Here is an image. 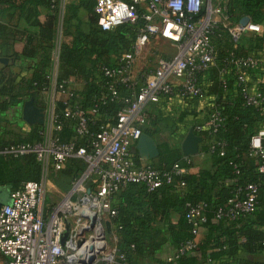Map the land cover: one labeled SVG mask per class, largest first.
<instances>
[{"label": "built area", "instance_id": "built-area-1", "mask_svg": "<svg viewBox=\"0 0 264 264\" xmlns=\"http://www.w3.org/2000/svg\"><path fill=\"white\" fill-rule=\"evenodd\" d=\"M64 4L65 0H61V11ZM94 10L102 29H112L127 21L135 22L139 16L144 23L130 46L115 56L113 64L99 65L102 79L92 105L84 107L78 101H67L71 95H79L73 88L65 86L66 80L58 82L55 73V87L66 92L67 97L59 113L55 102H51L50 114L42 124V140L14 141L1 149L4 154L12 156L35 154L41 165V177L26 180L20 187L8 190L7 200L0 203V264H143L129 260L117 246V225L112 219L116 209L112 196L131 182L142 183L147 190H152L162 182H170L174 174L186 172L178 162L170 169H163L152 163H137L134 159L131 147L144 132L145 105L150 100L169 99L174 95L214 101L201 75L216 59L211 32L220 20L213 14L223 13L218 2L95 0ZM223 17L226 19L227 15L223 13ZM224 24L233 40L245 31L261 33L264 30L261 23L251 19L245 25L239 21ZM154 36L169 40L174 52L159 56L153 70L138 78L136 61ZM229 60L234 64V78L245 103L264 104V92L255 87L248 75L249 70L262 64L263 54L231 56ZM58 61L56 45L52 51V67H57ZM221 71H225V67ZM109 101L121 104L112 119L99 108ZM59 115L72 121L73 134L68 138H62L57 132L62 126ZM224 120L219 103L214 101L206 119L191 127L196 133L204 129L214 132ZM98 121L97 128L92 129L91 126ZM81 137H85L87 146L77 145ZM223 143L210 138L208 152L219 147L218 153L223 154ZM249 145L250 153L258 158L257 170L264 172V127L253 132ZM199 152L202 155L207 153L201 148ZM72 157L81 158L84 169L57 201L46 204L49 171L63 169ZM183 183L180 181L179 185ZM257 193L256 182L240 185L228 199L227 206L217 209L215 217L232 218L239 213H251L257 207ZM205 207V201L187 207L185 217L191 225L193 237L182 242L170 260L196 246L195 236L205 219ZM106 221L110 223L109 231L106 230Z\"/></svg>", "mask_w": 264, "mask_h": 264}, {"label": "trees", "instance_id": "trees-1", "mask_svg": "<svg viewBox=\"0 0 264 264\" xmlns=\"http://www.w3.org/2000/svg\"><path fill=\"white\" fill-rule=\"evenodd\" d=\"M60 1L0 0V13L7 8L18 10L19 16L37 26L34 32L13 29L14 37H23L25 41L21 54L33 58L29 66L32 72L18 81L5 74L0 76V111L31 96L38 103L39 92L49 87L52 51L57 45L60 19L63 30L72 36L68 41L59 43L57 81L66 80V87L70 81H82L81 89H73L79 96L73 94L67 101H78L84 107L92 105L99 93L102 77L99 65L113 64L115 56L130 46L138 28L144 23V19L139 16L135 22L127 21L112 29H102L97 23L95 0L68 1L62 11ZM233 3L241 12L235 19L225 13L230 23L238 22L242 15L247 14L252 21L264 26V0H234ZM80 7L88 11L89 29L82 30L78 21L73 32L69 31L71 21L78 18ZM222 23L216 22L211 32L215 62L200 74L202 80L207 82L208 92L219 103L225 116L223 125L216 131H197L202 136L201 151L207 152L210 157L209 166L202 167L196 173L174 174L170 182H162L152 190H147L142 183L131 182L112 196L116 209L112 219L117 225V246L131 261H139L137 258L141 256L153 258L156 264H264L262 260L240 256L242 252L264 251V172L257 170L258 158L250 153L249 145L253 132L264 127V104L255 106L245 103L234 78V64L229 60L231 56L250 53H261L264 57V30L261 33L245 31L233 40L227 26L222 30ZM5 30L6 24L0 20V38L6 35ZM13 54L18 55L17 52ZM224 67L225 71H221ZM248 75L254 80L255 87L264 92V61L257 68L249 70ZM64 106L63 101H57L56 111L59 113ZM120 106L116 101H109L99 105V108L112 119ZM148 112L145 118L154 124L156 117L151 115L149 109ZM184 114H180L179 119ZM58 117L62 126L57 132L62 138L70 137L73 129L64 124L61 115ZM99 122L91 128H97ZM41 129L42 124H30L25 134L12 132L13 135L9 137L5 135L10 130H0V193L2 189H15L26 180H38L41 177V165L35 154L12 156L1 152L10 142L42 140ZM143 131L151 132L148 126H143ZM210 138L224 142L223 154L218 153L219 147L214 152H208ZM77 145L87 146L85 137H81ZM188 158L179 148L164 144L156 166L170 169L173 163L178 162L187 167L190 165ZM66 165L71 171L72 168H83L85 163L79 157H72ZM180 181L184 182L183 185H179ZM249 181L258 185L256 209L232 218L215 217L217 209L226 207L234 191ZM198 201L206 202L205 219L197 228L198 233L202 234L201 239L193 249L175 260L158 259L155 252L166 242L174 248V254L182 242L193 237L185 212L190 204Z\"/></svg>", "mask_w": 264, "mask_h": 264}, {"label": "crops", "instance_id": "crops-1", "mask_svg": "<svg viewBox=\"0 0 264 264\" xmlns=\"http://www.w3.org/2000/svg\"><path fill=\"white\" fill-rule=\"evenodd\" d=\"M72 1V0H65V2ZM78 18L73 19L71 21V24L69 26V31L74 30L75 25L80 21L79 26L82 30L87 31L89 29V23H88V11L80 7L78 9ZM43 15V14H42ZM0 20L6 24V35L3 36V38H0V55L8 57V61L6 63L0 61V76L2 74H5V76H11L15 78V81H18L22 76H29L32 72V68L29 67L31 61L33 60L32 57L25 56L21 54L22 50L24 49L25 41L24 38H18L14 37L13 29L14 28H20V29H27L28 31L34 32L37 30V26L29 24L23 16H19L18 10L13 11V9L7 8L4 9L0 13ZM72 34L69 32H66L62 28L61 19L59 20L58 26H57V46L59 47V43L61 41H68L71 39ZM14 52H17L18 55L14 56ZM58 66L54 67L51 71V81L50 85L47 89L42 90L38 94V105L43 106L45 109V119L49 116V106L52 101L57 103V101H63L66 99L67 94L64 91L58 90L55 87V73L57 75L58 73ZM251 78V77H250ZM249 78V79H250ZM250 81L254 82V80L251 78ZM69 88L73 89H81L83 87L82 81H70L68 84ZM214 101L210 100H200V99H186L179 95H174L173 97L169 99H161L157 98L154 100H150L145 105V113L148 114V109L151 111V115H155L156 122L149 123L148 120L145 118L144 126H148L151 132H146L149 134L157 144L159 148V154L162 150V146L165 144L160 145L156 137L154 135L155 128L152 126H155L160 115L165 114V111L170 109L171 107H174L176 110V117L174 118V125L176 127V130L174 131L175 134L180 138V144L179 147H172L171 145H168L171 148H179V150L182 151L181 148V142L186 135L188 129L191 127L194 123L202 122L206 119L208 111L211 109ZM22 105L23 101L10 106L8 109L4 111H0V130L7 129L11 132L6 134V137L12 136L13 133H19V134H25L29 128L30 123L26 122L22 118ZM153 107V109H152ZM185 112L182 119H179V115ZM147 116V115H146ZM64 124L68 128H72V121L71 119H64ZM145 132V131H144ZM136 142L131 147V152L134 157V159L137 161V163H152L154 165H157L158 163V156H155L153 158H146L142 155H140L135 147ZM202 140L199 143V148H201ZM183 153V152H182ZM184 154V153H183ZM186 156V155H185ZM189 162L190 165L185 167L186 172L190 173H196L198 172L202 167H207L210 164V157L207 154H201L199 151L193 155L189 156ZM8 191V190H7ZM202 234L197 233L195 236V239L199 241L201 239ZM174 251V248L166 242V244L163 245L161 249H158L155 252V256L158 259H165L168 260L169 257L172 255ZM241 257H248L253 260H262L264 261V251L257 252V253H246L242 252L240 254ZM140 262L143 264H156V261L151 257H138L137 258Z\"/></svg>", "mask_w": 264, "mask_h": 264}, {"label": "rangeland", "instance_id": "rangeland-1", "mask_svg": "<svg viewBox=\"0 0 264 264\" xmlns=\"http://www.w3.org/2000/svg\"><path fill=\"white\" fill-rule=\"evenodd\" d=\"M214 3H219L223 13L229 14L230 18L235 19L239 13L240 9L234 6V0H213ZM206 3V0H205ZM222 14H213V17L220 18L219 21L223 22L222 30H225L224 22H228L227 19H223ZM174 52L172 43L163 37H151L149 43L144 48L142 54L138 57L135 65V74L138 78H142L145 74L151 72L156 64V59L159 56H169ZM53 68V67H52ZM173 97V96H172ZM50 109V106H49ZM176 110L171 107L165 114L160 115L157 123L153 128L157 129L154 132L157 142L162 144H168L172 147H179L180 138L175 134L176 127L174 125V118L176 117ZM47 120V119H46ZM46 123H49L47 121ZM68 165L65 164L64 168L61 170H51L47 178L48 192L46 194V204L51 205L53 202L57 201L59 197L67 190L72 183V181L77 178L82 170L72 168L68 170ZM7 189H2L0 193V202H5L7 200Z\"/></svg>", "mask_w": 264, "mask_h": 264}, {"label": "water", "instance_id": "water-1", "mask_svg": "<svg viewBox=\"0 0 264 264\" xmlns=\"http://www.w3.org/2000/svg\"><path fill=\"white\" fill-rule=\"evenodd\" d=\"M250 20L249 15L244 14L240 17L239 23L245 25ZM0 61L6 63L8 57L0 55ZM22 118L30 124L38 123L43 124L45 120V109L35 103L34 97H29L23 101L22 105ZM202 140V136L196 133L192 127H190L181 142L182 152L186 156L193 155L199 151V143ZM135 147L138 153L146 158H153L159 154V148L154 139L142 132L138 137ZM110 223L106 221V230L109 231Z\"/></svg>", "mask_w": 264, "mask_h": 264}]
</instances>
